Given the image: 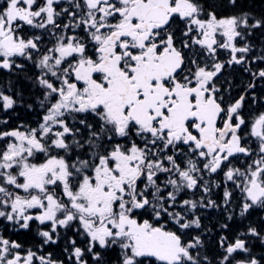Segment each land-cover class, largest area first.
Wrapping results in <instances>:
<instances>
[{
    "label": "snow or ice",
    "instance_id": "snow-or-ice-1",
    "mask_svg": "<svg viewBox=\"0 0 264 264\" xmlns=\"http://www.w3.org/2000/svg\"><path fill=\"white\" fill-rule=\"evenodd\" d=\"M0 264H264V0H0Z\"/></svg>",
    "mask_w": 264,
    "mask_h": 264
}]
</instances>
